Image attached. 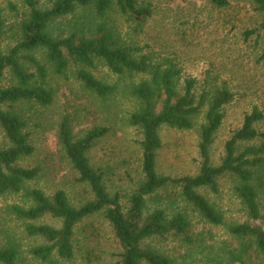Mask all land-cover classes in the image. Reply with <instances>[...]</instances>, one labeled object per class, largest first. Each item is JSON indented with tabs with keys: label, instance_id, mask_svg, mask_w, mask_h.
I'll return each mask as SVG.
<instances>
[{
	"label": "trees",
	"instance_id": "16d2710c",
	"mask_svg": "<svg viewBox=\"0 0 264 264\" xmlns=\"http://www.w3.org/2000/svg\"><path fill=\"white\" fill-rule=\"evenodd\" d=\"M17 40L6 51L0 50V195L22 196V204L9 207L23 222L24 232L40 236L44 242L29 249L31 256L44 264H75L78 249L75 231L84 219L101 214L111 226L119 251L116 264H175L169 254L143 246L151 237L164 238L174 234L196 247L204 264H264V132L256 124L263 113L256 107L244 115L242 124L224 142V156L213 164L210 147L224 117V107L234 98L228 80L206 70L202 79L184 75L176 51H143L137 43L128 44L120 37L113 15L128 22L133 29L143 25L159 10L153 0H51L42 7L39 0H20ZM211 7L221 9L228 0H205ZM254 11L264 14V0H251ZM8 8L18 12L13 2ZM73 18L66 36L53 35L54 21ZM5 28L0 8V35ZM264 17L254 28L245 29L244 38L255 35L253 48L260 46L264 36ZM185 31L179 34L186 36ZM37 52L43 54L40 59ZM257 60L264 61V45ZM101 63L115 76L113 83L99 80L92 69ZM69 65L74 67L75 79L101 108L108 111L105 122L75 134L71 114L61 115L57 138L61 151L77 173V181L88 188L92 199L76 206L63 189L52 195L27 184L39 176L38 167H25L19 161L34 152L27 115L19 105L45 108L53 103L54 88L51 74L65 75ZM32 68V71L29 70ZM127 79L123 86L120 82ZM126 100L130 108L125 116L120 109ZM109 112L113 113L110 115ZM141 138L140 179L127 196L109 193L104 172L90 162L89 151L94 143L109 132L118 115ZM197 125V126H196ZM198 130V172L170 176L156 170V156L162 142L160 129ZM258 140V143L245 144ZM242 144H244L242 146ZM231 175L234 192L240 199L249 219L260 221L225 223L220 209L201 192L218 190V179ZM151 203V205H150ZM190 208V210H188ZM263 209V210H262ZM213 226L224 225L231 242L208 243L200 232L190 235L192 218ZM50 215L60 220L56 228L36 223ZM22 244L8 234L0 240V264H16L21 260Z\"/></svg>",
	"mask_w": 264,
	"mask_h": 264
},
{
	"label": "rangeland",
	"instance_id": "374dc122",
	"mask_svg": "<svg viewBox=\"0 0 264 264\" xmlns=\"http://www.w3.org/2000/svg\"><path fill=\"white\" fill-rule=\"evenodd\" d=\"M153 1L158 4L159 10L142 29L134 30L129 27L130 23L113 15L115 25L125 42H136L143 51H176L184 75L202 79L206 70L212 68V73L218 72L222 79L229 81L235 96L224 107V117L209 150L212 163L219 164L224 156V142L241 126L244 115L254 107L263 113V118L256 127L258 131L264 132V61L257 60V53L264 45V40L254 49L252 41L255 35L245 39L243 34L245 29L254 28L264 14L254 11L251 0H228L229 5L221 9L211 7L205 0ZM8 2H13L18 12L10 10ZM39 3L42 7H48L51 0H39ZM0 8L5 18V28L0 35V50L6 51L19 36L18 24L23 8L20 0H0ZM72 20V17L67 16L54 21L50 27L53 35L66 36ZM181 31L187 32L186 36L181 37ZM260 32L264 36V31ZM35 56L43 58L41 52H37ZM73 69L74 67L69 65L65 75H50L49 82L54 88L52 104L45 108L19 105V109L29 118L27 123L31 131L30 142L34 147L33 154L21 159L19 164L40 169L39 176L27 184L29 187L40 188L49 195L57 189H63L72 204L79 206L92 199V195L85 184L77 181L76 171L61 151L57 138L58 123L62 114H71L75 118L72 122L73 132L78 135L97 123H109L104 121L108 111L101 108L96 98L90 96L75 79ZM29 70L32 71V68ZM91 72L106 83L115 81V76L101 63ZM6 76L0 81V85L8 80ZM126 82L127 79H124L120 86ZM129 108L130 100H126L119 111L120 114L125 116ZM109 114L113 115L111 112ZM120 114L113 128L94 143L88 155L93 167L105 173L104 180L108 192L119 193L120 201L126 205L128 194L140 179L138 142L141 134L136 128L122 121ZM159 133L162 145L157 151L156 170L170 176L197 173L201 162L197 149V128L176 129L163 126ZM3 140L4 136L0 131V145ZM252 143H258V140L245 144ZM261 176L264 177V174ZM234 184L235 179L231 175H223L218 179L216 193L208 189L201 192L220 209L225 223L258 224L260 221L249 219L247 216L234 192ZM14 204H22L21 195H0V240H3L6 234L19 239L22 252L21 260L16 264H44L29 253L31 247L43 243L44 239L40 236L30 237L24 232L23 222L9 210ZM191 216L193 218L190 235L210 233L212 240L206 235L208 243L231 242L232 238L226 233L225 224L213 226L200 222L194 214ZM35 222L56 228L61 225L59 219L50 215H44ZM75 237L79 249L74 259L75 264H116L119 248L111 226L101 214L80 222ZM142 244L169 254L175 259V264H204L196 244H188L174 234L164 238L151 237Z\"/></svg>",
	"mask_w": 264,
	"mask_h": 264
}]
</instances>
